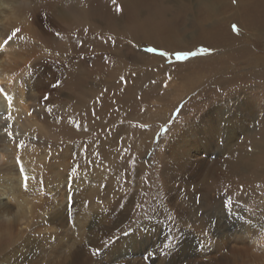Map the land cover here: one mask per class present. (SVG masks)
I'll list each match as a JSON object with an SVG mask.
<instances>
[{"label":"rangeland","instance_id":"obj_1","mask_svg":"<svg viewBox=\"0 0 264 264\" xmlns=\"http://www.w3.org/2000/svg\"><path fill=\"white\" fill-rule=\"evenodd\" d=\"M2 1L0 39L18 35L0 45V70L7 73L1 86L22 79L27 112L39 130L19 140L17 122L2 112L0 169L20 165L35 174L39 197L31 199L41 200L36 209L30 204L33 213L10 237L0 235V264H127L137 249L156 254L153 263L143 256L145 264L164 258L170 264L191 258L264 264V19L251 28L249 10L238 15L239 0H177L185 13L165 0L168 20L178 21L182 33L179 51L142 33L135 46L128 39L125 19L132 2L144 0ZM111 12L119 14L114 21ZM201 122L208 150L195 130ZM7 142L17 152H2ZM190 159L209 161L196 179L186 171ZM234 162L241 172L226 177ZM5 188L0 202L15 213L16 200ZM226 204L238 216L234 236L213 245L192 227L215 219ZM188 227L192 234H184Z\"/></svg>","mask_w":264,"mask_h":264},{"label":"bare ground","instance_id":"obj_2","mask_svg":"<svg viewBox=\"0 0 264 264\" xmlns=\"http://www.w3.org/2000/svg\"><path fill=\"white\" fill-rule=\"evenodd\" d=\"M12 1V0H11ZM15 1V0H14ZM21 1V0H20ZM61 1V0H60ZM97 1V0H96ZM125 0H123L124 2ZM173 2H176L177 0H172ZM2 0H0V4H2ZM43 2V1H42ZM7 4V3H6ZM30 4V3H29ZM28 4V5H29ZM42 4V3H41ZM236 4V2H235ZM10 5V4H9ZM20 5V4H18ZM23 5V4H21ZM44 5V4H43ZM83 5V4H82ZM175 5H180L178 7L181 8V11L185 13L184 8L185 6L182 5L181 3L179 2H176ZM233 5V4H232ZM238 5V3H237ZM6 6V5H5ZM31 6V5H30ZM42 6V5H41ZM47 6V4H46ZM238 6H241V8H237L238 11V15L242 14V11H247L246 14L248 15H245V17L249 20L252 21L249 22L248 25H250V27L252 28L255 24H253L254 22H259V21H263L261 18L264 19V0H239V5ZM3 7V6H2ZM8 7V6H7ZM228 7V6H227ZM14 8V7H13ZM19 8V7H18ZM22 8V7H20ZM25 8V7H24ZM28 8V6H27ZM38 8V7H37ZM59 8V7H58ZM57 8V9H58ZM78 8V7H77ZM16 9V8H15ZM31 9V8H30ZM82 10V8H80ZM169 6L166 4L165 0H144V1H134L132 2V5H131V10H132V15L130 16V18H126V23H127V26H126V30L127 32L130 34V37L128 39H130L131 43L135 46L136 45V40H139V33H142V35L147 38L149 40V42H159L160 44H165L166 47H174L172 49H175V50H179L181 49L180 47H177V45L180 44V35L182 33H179L180 30H178V21L176 20H168L167 18V15H168V12H169ZM3 10V8H2ZM10 10V9H9ZM21 10V9H20ZM42 10V9H41ZM50 10V9H49ZM59 10V9H58ZM210 10V9H209ZM257 10V11H256ZM4 12L8 11L7 9L6 10H3ZM14 13L16 10H14ZM23 11H26V10H23ZM62 12V10H59V12ZM224 11V10H223ZM3 12V13H4ZM5 12V13H6ZM9 12V11H8ZM11 12V11H10ZM211 14L214 15L215 13H219V11L217 12V10H210ZM2 13V11L0 12ZM52 13V12H51ZM209 13V12H208ZM257 13V14H255ZM17 14V13H16ZM45 14V13H44ZM50 14V13H49ZM56 14V13H55ZM60 14V13H59ZM58 14V15H59ZM210 14V15H211ZM13 15V14H12ZM27 15V13H26ZM52 15V14H51ZM111 20L114 21L113 19H117L118 17V12H111ZM207 15V14H206ZM209 15V14H208ZM237 15V16H238ZM53 16V15H52ZM63 16V15H62ZM70 16V15H69ZM95 16L98 18V20L101 22L102 18L101 17V14H97L95 13ZM173 16V15H172ZM216 16V15H214ZM236 16V17H237ZM243 16V15H242ZM56 17V16H55ZM64 17H67L64 16ZM101 17V18H100ZM180 17L179 19V22L180 20L182 19L181 17L183 16H179ZM6 18V17H5ZM11 18V17H10ZM71 18V17H70ZM91 18V17H90ZM93 18V17H92ZM243 18V17H242ZM31 19V18H30ZM63 19V18H62ZM66 19V18H65ZM72 19V18H71ZM85 19V18H84ZM244 19V18H243ZM260 19V20H259ZM86 20V19H85ZM92 20V19H91ZM90 20V21H91ZM183 20V19H182ZM8 21V20H7ZM5 21V22H7ZM11 21V20H10ZM10 21H8L7 23H9L10 25ZM21 21V20H20ZM64 21V20H63ZM88 21V20H86ZM205 22H208L204 19ZM89 22V21H88ZM87 22V23H88ZM96 22V21H95ZM221 22V21H220ZM232 22V21H231ZM234 22V21H233ZM19 22H17V25ZM99 23V22H98ZM243 23V22H242ZM6 24V23H5ZM24 27H27V24L25 23H21ZM199 28L201 29H204V26H205V23L203 21H201V24L200 23H197ZM244 24V23H243ZM260 25H264V23H259ZM247 25V24H246ZM240 26V25H239ZM245 26V25H244ZM226 26H223L222 28H224ZM248 27V28H250ZM258 27V26H257ZM255 27V28H257ZM28 28V27H27ZM162 28H165L166 31L163 35H160L159 32ZM242 28V27H241ZM260 28V26H259ZM112 31L115 32L116 28L115 27H112L110 28ZM264 28L260 29V30H263ZM3 30V29H2ZM16 30V29H15ZM217 30V29H216ZM244 30V29H243ZM247 30V29H246ZM259 30V31H260ZM1 31V30H0ZM8 31V30H7ZM144 31H145V35H144ZM225 33H227V37H228V41L230 39V36L229 34L232 36V34L229 32L228 34V31L225 29ZM27 34V33H26ZM38 35V34H37ZM4 37V36H3ZM237 37V36H236ZM235 37V38H236ZM3 39V38H2ZM2 39H0V45H5L6 41H3ZM179 39V40H178ZM14 40V39H13ZM18 40V39H17ZM30 40V39H29ZM225 42V41H224ZM11 43V42H10ZM18 44V43H17ZM16 44V45H17ZM226 44V43H225ZM3 45V46H4ZM24 45V44H23ZM228 45V44H227ZM8 46V45H7ZM11 46V45H9ZM18 47V46H17ZM16 47V48H17ZM29 47V46H28ZM11 48V47H9ZM24 48V47H22ZM27 48V46L25 47ZM163 48V47H161ZM4 49H7V48H4ZM30 49V48H28ZM164 49H167L164 47ZM10 50V49H9ZM171 50V49H170ZM8 51V49H7ZM6 51V52H7ZM26 51V49H25ZM180 51V50H179ZM27 52V51H26ZM177 52V51H176ZM17 53V52H16ZM5 54V53H4ZM10 54V53H9ZM20 54V53H19ZM29 54V53H28ZM8 55V53H7ZM15 55V53H14ZM17 55V54H16ZM8 57V56H6ZM23 57V56H22ZM21 57V58H22ZM25 57V56H24ZM31 58V57H30ZM29 58V59H30ZM28 59V58H27ZM33 59V58H32ZM9 60V59H8ZM14 60H16L14 58ZM2 61V59L0 60ZM5 61V60H4ZM3 62V61H2ZM22 62V61H21ZM2 64V63H1ZM19 64V62H18ZM16 64V65H18ZM23 64V63H22ZM21 64V65H22ZM19 66V65H18ZM3 67V66H2ZM7 67V66H6ZM23 67V66H22ZM26 67V66H25ZM20 68V67H18ZM16 68V69H18ZM130 70V69H129ZM18 71V70H17ZM125 71H127V69H125ZM24 72V70L22 71V73ZM15 73V72H14ZM21 73V75H22ZM20 74V73H18ZM13 75V74H11ZM10 75V76H11ZM150 75V74H149ZM148 75V77H149ZM6 76H7V73L4 72V71H1L0 70V114L2 112H5L6 115L8 116H11L12 119L14 121L17 122V129L15 132H17V138L19 140H24V137L27 135V134H30V133H34L35 135V132L37 130H39V126H38V123L36 120H34V118H32L28 112H27V107H26V97H25V93H24V84H23V81L22 79L20 78H17V77H11L12 79V82H10L9 84L7 85H2V81L6 80ZM14 76V75H13ZM17 76V75H16ZM23 76V75H22ZM22 76H20L22 78ZM19 77V75H18ZM10 78V77H9ZM15 78V79H14ZM20 79V80H19ZM253 110V109H252ZM248 111V110H247ZM209 119H211V116L208 117ZM247 120V119H246ZM190 125V124H188ZM222 123L219 125L221 126ZM187 128V126H186ZM205 128V125L201 122L199 127L196 128V133L200 134L201 135V138H202V141L200 142L201 144L204 145V148L208 150V141H209V134H205L203 132ZM18 130V131H17ZM157 130V129H156ZM218 130V129H217ZM186 131V130H185ZM214 132H217V131H213ZM145 133V132H144ZM142 133V134H144ZM184 133V132H183ZM42 134V133H41ZM216 134V133H215ZM141 135V133H140ZM139 135V136H140ZM150 135V134H149ZM29 136V135H28ZM146 137V136H145ZM180 137V136H179ZM26 140V139H25ZM151 140V139H150ZM1 141H2V138H1ZM183 141V140H182ZM176 142V141H175ZM19 143V142H18ZM21 143V142H20ZM178 143V142H177ZM183 144V143H182ZM264 144V142H263ZM262 144V145H263ZM21 145V144H20ZM147 145V144H146ZM259 145V144H257ZM15 144L14 143H11V142H7V144H5V147L2 149V152H5V153H11L13 154L12 152L14 151L15 149ZM184 146V145H183ZM181 147V146H180ZM147 148V147H146ZM174 148V147H173ZM260 148V147H259ZM31 149V148H30ZM171 149V148H170ZM181 149V148H180ZM17 150V148L15 149V151ZM141 150V149H139ZM146 150V149H145ZM144 150V152H145ZM173 150V149H172ZM263 150V149H262ZM31 151V150H30ZM138 151V150H137ZM178 150H176L177 152ZM203 151V150H202ZM17 152V151H16ZM26 152V151H25ZM180 152V151H178ZM208 151H206L207 153ZM19 153V152H18ZM17 153V155H19ZM143 153V152H142ZM141 153V155H142ZM173 153V152H172ZM144 154V153H143ZM208 154H210L208 152ZM16 155V156H17ZM27 155V154H26ZM172 155V154H171ZM247 155V154H246ZM143 156V155H142ZM162 156V155H161ZM166 156V155H165ZM175 156V155H174ZM208 157V156H207ZM243 157V156H241ZM245 157V156H244ZM255 158V156H254ZM257 158V157H256ZM255 158V159H256ZM260 159L261 156L259 157ZM26 160V159H25ZM191 160V159H190ZM188 161L186 162L187 163V167H186V171L189 173V179H196L198 177H200L205 171H206V166L207 164L209 163V161H206V160H203L200 162V160L194 164L195 162H193L192 160L191 161ZM250 160V159H249ZM252 160V159H251ZM15 161V160H14ZM29 161V160H27ZM172 161V159L170 160ZM174 161V160H173ZM248 161V160H247ZM26 162V161H25ZM38 162V161H37ZM27 163V162H26ZM35 163V162H34ZM256 163V162H255ZM254 163V164H255ZM28 164V163H27ZM251 164V163H250ZM36 165V164H35ZM263 165V164H262ZM16 166V165H15ZM23 166H25L23 164ZM31 166V165H29ZM33 166V165H32ZM37 166V165H36ZM42 166V165H41ZM40 168V167H39ZM143 168V167H142ZM258 168V167H257ZM256 168V169H257ZM23 168L20 167H13V168H6V169H0V186H5L6 188L4 190H6L8 193H11L13 196H14V199L16 200V207H15V213H13L10 209H8L6 207L5 204H3L2 202H0V235L4 236V237H10V234H11V231L14 227V225L16 224H20L21 221H23L22 219H24V217L26 218V215H31L33 213V209L37 208V201L39 202V199L41 200V198H35L36 202L33 201L34 199H31L32 195L36 193L34 192H38L37 191V183H36V180H35V174L32 175V174H28L26 172L28 171H24V170H21ZM36 169V168H35ZM245 170H243V172H247L246 171V167H244ZM256 169L254 168V170L256 171ZM38 170V169H37ZM249 170V168H248ZM253 170V171H254ZM32 171V170H31ZM227 174H226V177H230L232 173H236L237 171H240L241 172V168L238 164V162H234L231 164V167L229 170H227ZM260 171V170H259ZM30 172V171H29ZM33 172V171H32ZM37 172V171H36ZM3 173V174H2ZM249 173V171H248ZM26 174V175H24ZM238 174V173H237ZM253 174V173H252ZM25 176L28 177V187L25 188L24 184H25V181H24V178ZM54 177L56 175H53ZM259 177V176H258ZM53 178V177H52ZM223 178H225L224 176L218 178L217 180L221 181L223 180ZM254 178V177H252ZM38 179V178H37ZM141 179V178H140ZM240 179V178H239ZM248 179V178H247ZM250 179V177H249ZM52 180V179H51ZM54 180V179H53ZM52 180V181H53ZM61 180V179H60ZM67 180V179H66ZM55 181V180H54ZM56 181L58 182V178L56 179ZM253 181V180H252ZM55 182V183H57ZM246 182V181H245ZM61 183V182H60ZM78 183V182H77ZM80 183V182H79ZM234 183V182H233ZM250 183V182H249ZM50 184V183H47V185ZM76 184V183H75ZM53 185V183H52ZM242 185V184H240ZM239 185V186H240ZM246 187H250L249 184H245ZM77 186V184H76ZM55 187V186H54ZM60 187V186H59ZM58 187V188H59ZM56 189V188H55ZM74 189V188H73ZM242 189V188H240ZM246 189V188H245ZM76 190V189H75ZM205 190H208L207 187L205 188ZM54 191V189L52 190V192ZM82 191V190H81ZM203 191V190H202ZM237 191V190H236ZM236 191H233V192H236ZM241 191V190H240ZM48 192V191H47ZM56 192V191H55ZM77 192V191H76ZM79 192V190H78ZM204 192V191H203ZM57 193V192H56ZM75 193V192H74ZM5 193H2L0 194V197L1 196H4ZM39 194V192L37 193V195ZM34 195V196H35ZM35 196V197H39V196ZM33 196V197H34ZM176 196V195H175ZM32 197V198H33ZM75 197V196H74ZM73 197V198H74ZM56 198V201L58 200L57 197ZM172 198V197H171ZM185 198V197H184ZM193 198V196H192ZM76 199V197H75ZM81 199V197L79 198ZM176 199V197H175ZM47 200V199H46ZM54 200V199H53ZM74 200V199H73ZM177 200V199H176ZM59 201V200H58ZM60 202V201H59ZM62 202V201H61ZM79 202V201H78ZM229 202V201H228ZM34 203V204H33ZM54 203V202H53ZM34 205V208L30 205ZM51 204V203H50ZM180 205V204H178ZM185 206V205H184ZM183 206V207H184ZM228 206H230L229 204H226V206L223 208V210H219L218 211V215L216 216L215 219H209L207 220L206 222L204 223H200L199 225L197 226H193L192 228L196 229L197 231H199V233H206L209 237L207 238L211 244H216L215 240L216 239H220V238H224L226 237V240L229 239V236H234V232H235V227L234 225H232V220L235 221V219L238 217L236 214H234ZM53 207V206H52ZM182 208V207H180ZM208 208V207H207ZM32 209V210H30ZM178 209V208H176ZM186 210V208H183ZM205 209V208H204ZM235 209V212H240V209L238 208H234ZM66 210V208H65ZM64 210V211H65ZM183 210V211H185ZM207 210V209H206ZM175 211V210H174ZM180 211V210H178ZM182 211V212H183ZM227 213H226V212ZM125 212V211H124ZM176 212V211H175ZM56 213V212H55ZM63 212H61L62 214ZM181 213V212H180ZM188 213V212H187ZM200 213V212H199ZM222 213L224 214V217L222 215ZM56 214L59 215V213L57 212ZM61 214L59 216H61ZM81 214V213H80ZM128 214V213H127ZM216 214V213H215ZM37 215V214H36ZM85 215V213H84ZM206 215V214H205ZM56 216V215H55ZM83 216V214H82ZM93 216V215H92ZM130 216V215H129ZM177 216V215H176ZM219 216V217H218ZM80 216H78L79 218ZM98 217V216H97ZM96 217V218H97ZM188 217V216H186ZM204 217V216H203ZM221 218H225V219H220ZM60 218V217H59ZM82 218V217H81ZM129 218V217H128ZM213 218V217H212ZM54 219V218H53ZM56 219V218H55ZM63 219V218H62ZM93 219V218H92ZM99 219V218H97ZM96 219V220H97ZM197 219V218H196ZM65 220V219H64ZM63 220V222L65 223V221ZM86 220V219H85ZM191 220V219H190ZM193 220V219H192ZM222 220L224 222H222ZM25 221V220H24ZM55 221V220H54ZM53 221V222H54ZM60 221L62 222V220L60 219ZM77 221V219H76ZM87 221V220H86ZM60 222V223H61ZM62 222V224H63ZM95 222V221H94ZM193 222V221H192ZM196 222V221H195ZM202 222V221H201ZM31 223V222H30ZM59 223V221H58ZM80 223V222H79ZM87 223V222H86ZM185 223L186 220H185ZM22 224V223H21ZM56 224V223H55ZM66 224V223H65ZM93 224V223H92ZM125 224V223H124ZM194 224V223H192ZM191 224V225H192ZM61 225V224H60ZM127 225V224H126ZM132 225V224H131ZM184 225V224H183ZM81 226V225H80ZM83 228L85 227L83 224H82ZM60 227V226H59ZM88 227V226H87ZM97 227V226H96ZM112 227V226H111ZM55 228V226H54ZM64 228V227H63ZM80 228V227H79ZM79 228H78V231H79ZM83 228L81 232H83ZM190 227L188 228H184V230H186L184 232V234H192L190 231H187ZM59 229V228H58ZM85 229V228H84ZM119 229V228H118ZM233 231H230L232 230ZM61 230V229H60ZM59 230V231H60ZM92 230V228H91ZM180 230V229H179ZM87 231V230H86ZM84 231V234L85 232ZM195 231V230H194ZM171 232V231H170ZM169 232V233H170ZM13 233V232H12ZM22 233V232H21ZM26 233V232H25ZM90 233V232H89ZM92 233V232H91ZM14 235V234H13ZM62 235V234H61ZM67 235V234H66ZM77 235H78V232H77ZM82 235V233H81ZM86 235V234H85ZM64 238V235H62ZM87 236V235H86ZM90 236V235H88ZM201 236V235H200ZM16 237V236H15ZM67 237V236H66ZM70 237V236H69ZM83 238V236H81ZM68 238V237H67ZM71 238V237H70ZM87 238V237H86ZM88 238H91V237H88ZM16 239V238H15ZM69 239V238H68ZM81 239V238H80ZM204 239H205V236H204ZM65 240V238H64ZM83 240V239H82ZM24 241V240H23ZM70 241V240H69ZM73 241V240H71ZM199 241V240H198ZM201 241V240H200ZM199 241V242H200ZM8 242V241H7ZM30 242V241H29ZM58 242V241H57ZM68 242V241H67ZM85 242H86V239H85ZM149 242V241H148ZM220 242V240H219ZM222 242V241H221ZM4 243V242H3ZM6 243V242H5ZM4 243V244H5ZM66 243V242H65ZM73 243V242H72ZM7 244V243H6ZM28 244V243H26ZM59 244H60V240H59ZM61 244L62 241H61ZM67 244V243H66ZM87 244V242H86ZM86 244L83 245L82 243V246H85ZM89 244V243H88ZM208 244V243H207ZM210 244V245H211ZM218 244V243H217ZM220 244V243H219ZM1 245V244H0ZM29 245H31V243H29ZM65 245V244H64ZM63 246V245H61ZM60 246V247H61ZM151 246V245H150ZM53 247V246H52ZM74 247V245H73ZM164 247V246H163ZM72 248V246L70 247ZM75 248V247H74ZM89 248V246L87 247ZM219 248V247H218ZM68 249V248H67ZM221 249V248H220ZM223 250V249H221ZM220 250V251H221ZM87 251V250H86ZM141 251V250H140ZM139 251V249H137L136 252H132L127 258V264H145V261L143 262V258L144 257H147L146 261L150 260L152 263L154 262V257L153 255H156L155 253H153V255H149L150 253L149 252H145V249H143L141 252ZM219 250H217L218 252ZM54 253V252H53ZM52 253V254H53ZM61 253V252H60ZM59 253V254H60ZM66 253V252H65ZM64 253V254H65ZM69 253V252H68ZM216 253V252H215ZM73 254V253H72ZM170 256L168 257H171V254L172 252L169 253ZM200 254V253H199ZM227 255V254H226ZM144 256V257H143ZM177 256V253L175 254L174 257ZM58 257V256H57ZM63 257V255H62ZM65 257V256H64ZM142 257V258H141ZM167 257V256H166ZM167 257V258H168ZM225 257V256H224ZM217 258V257H216ZM58 259H61V258H58ZM71 259H72V256H71ZM76 259V258H75ZM172 260V259H171ZM203 260V259H202ZM228 260V258H227ZM204 261V260H203ZM56 262V261H55ZM59 262V260H58ZM57 264V263H56ZM158 264V263H157ZM162 264H170L169 262L166 261V259L164 258L163 260V263ZM186 264H199V261L197 258H191V260L189 262H187ZM201 264V263H200ZM220 264H226L225 263V260L224 262L220 263Z\"/></svg>","mask_w":264,"mask_h":264},{"label":"snow or ice","instance_id":"obj_3","mask_svg":"<svg viewBox=\"0 0 264 264\" xmlns=\"http://www.w3.org/2000/svg\"><path fill=\"white\" fill-rule=\"evenodd\" d=\"M233 2H235V0H233ZM118 10H119V9H118ZM233 31L238 33V32H239V28H238L236 25H234V26H233ZM17 35H18V31H16L14 34H12V35H11V38H8V39L6 40V43H5V44L9 43V42L11 41V39L15 38ZM58 86H59V85H54V87H58ZM45 99H47V97H46ZM9 119H11V116H9ZM9 135H11V133H9ZM23 147H24V145L21 144V145H20V148H23ZM21 170H23V169H21ZM24 181H25L24 186H25V188H27V187H28V177H27V176H25ZM70 202H71V199H70Z\"/></svg>","mask_w":264,"mask_h":264}]
</instances>
